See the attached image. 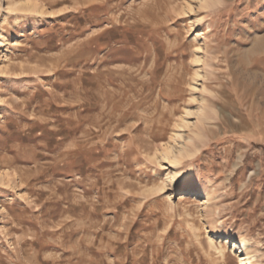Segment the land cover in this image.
<instances>
[{"label": "rangeland", "instance_id": "374dc122", "mask_svg": "<svg viewBox=\"0 0 264 264\" xmlns=\"http://www.w3.org/2000/svg\"><path fill=\"white\" fill-rule=\"evenodd\" d=\"M13 1L0 264H264V0Z\"/></svg>", "mask_w": 264, "mask_h": 264}, {"label": "bare ground", "instance_id": "6f19581e", "mask_svg": "<svg viewBox=\"0 0 264 264\" xmlns=\"http://www.w3.org/2000/svg\"><path fill=\"white\" fill-rule=\"evenodd\" d=\"M205 1L207 2L208 0H205ZM13 5L19 7V6H24L25 4H24V2L22 0H20V1H13ZM197 135H199V133H196V136ZM183 139L185 141V140H189V139L191 140L192 138L189 137L187 139L186 138H183ZM185 144L186 143L184 142L183 145H185ZM169 149H171V148L169 147ZM171 150H173V149H171ZM169 153L170 152L166 153L165 157H168ZM187 153H188V150L184 147L181 150V152L179 153L178 158L183 157ZM183 195H184V197H187V193H185ZM209 238H210L211 246L214 247L215 249H217L219 252L223 253L224 252V248H223L222 240L219 239V244H217V242L215 241V237L210 236ZM229 243L231 244L233 249H238L239 252L241 253V255L244 256L243 260L246 261V263H244V264H250L251 263L250 261L252 260V258L253 259L255 258V254L251 251L250 246H249V244L247 242H245L243 240H233V241H229Z\"/></svg>", "mask_w": 264, "mask_h": 264}]
</instances>
